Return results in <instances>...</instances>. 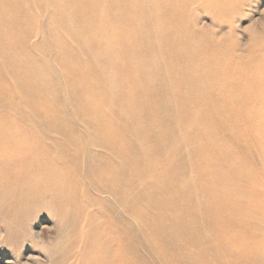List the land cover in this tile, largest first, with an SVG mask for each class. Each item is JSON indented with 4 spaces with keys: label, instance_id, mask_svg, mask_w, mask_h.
Masks as SVG:
<instances>
[{
    "label": "rangeland",
    "instance_id": "1",
    "mask_svg": "<svg viewBox=\"0 0 264 264\" xmlns=\"http://www.w3.org/2000/svg\"><path fill=\"white\" fill-rule=\"evenodd\" d=\"M68 1L72 5L76 2ZM168 1L170 5H186L183 17L175 22L177 26H181L189 36L191 34L201 38L204 41L201 43L202 47L209 45L220 49L224 55H231L232 61L229 65L238 72L237 76L248 71L245 73L248 77L241 76L235 82V87L222 89L219 95L213 96L214 103H206L211 111L219 107L226 112L224 103L219 105L224 99L238 101L237 108L240 107L239 124L229 126L227 123L224 128V123L221 122V133L210 135L208 150L213 160L219 163L223 162V155L228 157L227 160H234L231 167H243L246 176L239 180L237 178L239 182L233 187L234 193L231 191L233 206L228 207L229 212L226 213L224 209L221 212L226 215L228 223L235 226L228 233L235 234L244 230L246 241L244 243L233 240L231 243L227 240L222 245V251H217L214 245L209 244L204 247L208 250L204 262L200 260L197 252L204 248H200L197 243L194 253L186 254L178 260L173 251L167 253L161 248H155L163 245L161 242L164 239L159 238L156 240L160 243L155 242L150 234L151 229L148 230L142 225L143 219L131 211L128 201L118 214L113 211L116 205L107 193H103L106 199L105 208L107 206L111 210L109 217L126 232L127 264H132L133 260L137 264H264V0ZM155 2L132 0L130 10L121 8L122 16L119 17L120 14L116 12L112 14L115 24L120 25L122 33L125 34L124 53L129 58L124 64L115 66L110 62V52L102 51L97 41L89 39L85 33L76 34L70 29L69 25L73 20L68 17L69 20L65 22L67 15L63 14V9L60 11L56 2L18 0L13 5V10H16L21 22L18 25L21 29L17 30L23 39L21 45L31 60L39 61L33 66L41 77L36 81L32 79L31 87L37 91L44 88L47 101L51 99L57 111L53 124L46 125L47 132L44 135L62 142L77 140L83 145L86 158L83 157L77 167L87 179L86 166L98 164L99 155H105L103 159L109 161L110 165L116 159L118 161V157L107 148L105 137L98 130L100 122L95 115L100 111L87 104L93 90L87 92L89 94L83 93L82 86L86 81L84 75L88 71L93 81L92 86L94 90L97 89L93 94L96 101L103 102L102 105L106 108L114 109L113 126L120 130L118 142L122 148L119 163L130 180H138L137 193L144 194L149 200L151 193L156 192V204L153 206L158 211H162L165 203L169 201L173 215L175 211L185 214L190 209L196 211L204 207L205 197L199 196L195 204H191L188 199L183 200L181 195H195L197 184L202 185L200 172L193 162V149L201 144L205 146L206 139L198 132L196 135L200 136L199 139L191 141L193 118L190 108L193 110L195 106L191 92L197 90L199 79L205 75L195 72V81H181L184 76L180 69L168 62V41L162 33L163 19L152 12ZM105 3L108 8L111 0H105ZM61 13L64 17L59 18ZM127 17L129 18L126 20ZM5 30L9 31L10 27L6 26ZM59 37L67 38L68 45L71 44L72 59L65 53L62 54ZM104 53L106 63H102L103 67L96 65L95 62ZM63 56L65 60L62 59ZM73 63L83 70L77 76L68 75L67 65ZM128 68L134 70V73L127 75L125 72L128 77L120 78L118 72ZM130 81L136 83L143 92L138 99L131 100L128 95L130 88L125 85ZM178 81H181L180 86H177ZM225 81L228 79L224 78L221 84L229 83H224ZM205 101L211 100L205 98ZM157 107L165 109L164 119H159L154 114ZM135 110L136 122L130 120L132 113H124ZM194 122L197 127L206 126L205 118L196 119ZM144 129L148 132L140 134ZM152 137L159 140H151ZM158 161L166 165L162 170L163 174H167L165 178H161L162 173L155 170ZM247 175L253 176L251 184L246 182ZM88 180H91L95 193L100 195L96 182L90 177ZM148 205L143 204L140 208H148ZM173 215L168 223L172 231L177 225ZM149 221L160 223L161 217L150 211ZM28 222L29 228L24 234H28L29 238L16 244L10 238L5 221L0 218V264H51L52 257L48 250L57 243H64L66 229L55 215L48 213L35 214ZM17 235L19 236L18 232ZM220 257H226V262L219 259Z\"/></svg>",
    "mask_w": 264,
    "mask_h": 264
},
{
    "label": "bare ground",
    "instance_id": "2",
    "mask_svg": "<svg viewBox=\"0 0 264 264\" xmlns=\"http://www.w3.org/2000/svg\"><path fill=\"white\" fill-rule=\"evenodd\" d=\"M49 1L56 2L60 11L62 9L65 11L63 13L67 15L65 22L69 19L73 20L71 24L69 23L71 30L76 34L85 33L89 39L98 42L102 51L110 52L112 66L124 64L126 59L129 60L123 47L125 34L122 33L121 26L115 24L112 14L116 12L120 14L119 17L122 16L121 8L130 10L132 0H111L108 8L105 0H75L73 5L68 0ZM155 1L156 6L152 12L156 17L161 16L163 19L162 33L168 41L166 43V48L169 50L168 62L180 69V73L184 76L182 82L188 79L195 81V72L201 76L204 73L206 77L199 79L197 90L191 92L195 108L193 107V110L190 108L193 118L191 141L199 139L200 136L206 139L205 146L201 144L193 149V162L200 172L202 185L197 184L195 195H181L183 200L188 199L191 204H195L199 196L205 197L204 207L196 211L190 209L185 214L175 211L173 215L170 212L169 201L165 203L164 212L158 211L153 206L156 204V192L151 193L149 200L144 194L137 193L138 180H130L119 163L122 148L118 142L120 130L113 126L114 109L106 108L102 105L103 102L96 101L93 94L97 89L94 90L88 71L85 75L83 73L86 80L82 86L83 93L89 94L87 92L93 90L87 104L91 105V108L95 106L98 108L97 111H100L95 115L100 122L98 130L100 135L105 137L107 148L118 157V161L116 159L110 165L109 161L103 159L105 155H99L98 164L86 166L85 175L96 182L100 195L95 193L91 180L82 175L77 167L82 162V158H86L83 145L77 140L62 142L44 135L47 132L46 125L53 124L57 116L56 107L53 106L54 102L51 99L47 101L44 88L37 91L31 87L32 79L36 81L41 77L33 66L39 61L31 60L21 45L23 39L21 33H17V30L21 29L18 27L21 22L16 10H13L18 0H0V29H2L0 30V72H3L0 74V218L8 226L10 238H13L14 243L17 244L29 238L24 232L29 228L30 217L38 213L55 215L66 229V236L64 243H57L48 250L49 256L52 257L51 264H127L126 232L109 217L111 210L107 206L105 208L106 199L103 193H107L116 205L113 211L118 214L128 201L131 211L143 219L142 225L148 230L151 229V236L155 240L164 239L161 242L163 245L157 244L155 248H161L167 253L173 251L178 260L184 258L186 254L194 253L197 243L200 244V248L212 244L217 251H222V245L227 240L231 243L233 240L244 243L246 241L244 230L235 234L228 233L235 226L228 223L226 215L221 212L224 209L227 213L228 207L233 206L231 201L233 198L230 197L233 196L235 190L233 187L237 186L238 180L246 176L243 167L240 165L231 167L230 164L234 160L230 158L227 160L228 157L223 155H221L223 162L219 163L213 160L208 150L210 135L221 133L219 130L221 122L224 123V128L227 123L229 126L239 124L240 107L237 108L238 101L232 99L219 102L220 106L224 103L226 112L219 107L211 111L208 104L215 102L213 96L219 95L222 89L235 87V82L240 78L248 77L245 74L248 71L237 76L238 72L229 65L232 61L231 55H224L220 49L209 45L202 47L201 43L204 41L201 38L191 34L189 36L181 26L175 24L176 20L183 17L185 4L170 5L168 0ZM63 14L61 13L59 18L64 17ZM130 15L131 13L129 17ZM6 26L10 27L9 31H4ZM60 41L62 54L65 53L72 59L71 44L68 45V39L59 37L58 42ZM62 59L65 60V57L63 56ZM9 60L13 62L8 63ZM102 63H106L105 53L95 62L96 65L101 66ZM73 64L67 65L68 75L77 76L83 70ZM120 71L118 72L120 78L134 73V70L129 68ZM224 78L228 79L224 82H229L227 86L221 84ZM181 81L177 82V86L181 85ZM125 87L130 88L128 95L131 100L138 99L137 97L143 93L132 81L127 82ZM205 98L211 101H205ZM164 111V108L157 107L154 114H157L159 119H164L166 113ZM124 113L126 115L132 113L130 120L136 122L137 110ZM202 118H205L206 126L197 127L194 121ZM147 132L148 130L144 129L140 134ZM198 132L200 136L196 135ZM142 136L148 138L146 135ZM151 140L157 142L159 139L152 137ZM168 166L171 167L170 164ZM165 167L164 162L158 161L155 170H159L157 172L160 174ZM163 173L161 178L167 176ZM252 180H254L253 176L247 175L246 182L251 184ZM143 204H149L148 208L146 206L140 208ZM137 208L140 210H136ZM150 211L161 217L160 223L149 221ZM172 215L177 221V225L173 227L174 231L168 224ZM155 242L160 243L157 240ZM205 248L197 251L202 262L208 251ZM219 259L225 262L227 260L226 257ZM132 264L137 263L133 260Z\"/></svg>",
    "mask_w": 264,
    "mask_h": 264
}]
</instances>
